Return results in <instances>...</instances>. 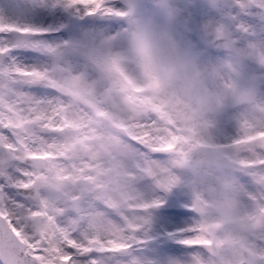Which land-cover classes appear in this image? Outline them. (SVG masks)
Returning <instances> with one entry per match:
<instances>
[{
	"label": "snow or ice",
	"instance_id": "obj_1",
	"mask_svg": "<svg viewBox=\"0 0 264 264\" xmlns=\"http://www.w3.org/2000/svg\"><path fill=\"white\" fill-rule=\"evenodd\" d=\"M67 5L126 15L121 0ZM225 10L231 26L213 25L214 42L264 67V0ZM55 31L0 12V264H158L149 226L163 201L139 181L185 184L179 170L201 150L215 171L203 190L199 173L186 184L194 215L173 235L188 255L168 264H264V74L229 65L237 78L220 91L194 78L181 94L176 68L158 64L143 37L127 52L104 39L89 74L67 66L71 46Z\"/></svg>",
	"mask_w": 264,
	"mask_h": 264
},
{
	"label": "rangeland",
	"instance_id": "obj_2",
	"mask_svg": "<svg viewBox=\"0 0 264 264\" xmlns=\"http://www.w3.org/2000/svg\"><path fill=\"white\" fill-rule=\"evenodd\" d=\"M226 5L227 0H169L167 6L160 3V0H143L138 8L142 14L151 15L161 28H170L173 37L182 47L201 61L215 64L222 60L227 52L212 47L211 28L220 23L231 26L225 10ZM123 6L126 7L124 4ZM169 9L175 10V15H172ZM0 12L40 27L58 29L50 35L55 36L58 42L71 46L65 51L64 61L73 71L87 70L89 74H94L88 67V53L98 48L106 38H112L111 46L114 51L124 52L127 46L126 18L81 16L67 5V0H0ZM33 55H39L45 62L50 59L45 54ZM244 61L243 74L246 75L250 71V63L253 64L256 74H264V67L247 59ZM230 110L229 108L228 111ZM154 158L162 162L167 159L163 154ZM139 188L147 197L163 201L152 210L149 231L155 238L151 241V255L158 264H168L170 260L186 258L188 253L184 250L185 245L180 242L178 235L173 234L186 227L193 218L189 187L181 183L171 189L187 207L183 212L171 211L165 207V190L160 189L151 177L142 178Z\"/></svg>",
	"mask_w": 264,
	"mask_h": 264
},
{
	"label": "clouds",
	"instance_id": "obj_3",
	"mask_svg": "<svg viewBox=\"0 0 264 264\" xmlns=\"http://www.w3.org/2000/svg\"><path fill=\"white\" fill-rule=\"evenodd\" d=\"M135 3L134 12H129L127 7L123 9L126 13L124 18L127 20V46L124 52L132 48L134 33L146 39L151 54L158 64L176 68L179 78L173 81L171 86L175 91L182 94L186 86L185 81L195 78L202 91L214 93L222 89L225 80L237 78L236 72H233L229 65L235 66L239 72H242V64L245 61L236 52L226 48L229 51L218 63L203 62L182 47L181 43L173 37L170 28H161L151 15L142 14L139 11L138 5L142 4L143 0H135ZM160 3L167 6L169 0H160ZM169 10L172 15H175V10ZM217 45L223 47L219 42ZM213 161L214 157L207 151L201 150L194 153L191 164L179 170L182 181L190 184L199 173L202 178L200 188L203 190L215 171ZM189 189L191 191L190 187Z\"/></svg>",
	"mask_w": 264,
	"mask_h": 264
},
{
	"label": "water",
	"instance_id": "obj_4",
	"mask_svg": "<svg viewBox=\"0 0 264 264\" xmlns=\"http://www.w3.org/2000/svg\"><path fill=\"white\" fill-rule=\"evenodd\" d=\"M122 1L127 6L126 0H122ZM213 46L214 47H220V48H223L225 50H228V49H226L224 47L218 46L214 41H213ZM166 194H167L166 206H167L168 209H171V210H174V209L185 210V207L182 206L179 203L178 198L173 193H171L169 191H166Z\"/></svg>",
	"mask_w": 264,
	"mask_h": 264
}]
</instances>
